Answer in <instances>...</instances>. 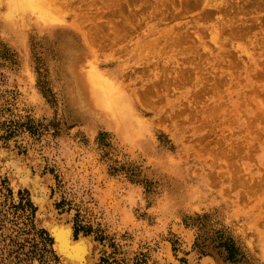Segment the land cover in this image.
<instances>
[{
  "label": "rangeland",
  "instance_id": "obj_1",
  "mask_svg": "<svg viewBox=\"0 0 264 264\" xmlns=\"http://www.w3.org/2000/svg\"><path fill=\"white\" fill-rule=\"evenodd\" d=\"M47 1L49 20L0 0V264H67L63 224L89 264H264V11ZM13 161L43 184V220Z\"/></svg>",
  "mask_w": 264,
  "mask_h": 264
},
{
  "label": "bare ground",
  "instance_id": "obj_2",
  "mask_svg": "<svg viewBox=\"0 0 264 264\" xmlns=\"http://www.w3.org/2000/svg\"><path fill=\"white\" fill-rule=\"evenodd\" d=\"M178 1L183 3L184 5L193 6L194 8H200L202 6L204 8H213L211 10V13L209 14H214V13L224 14L227 8L233 5L238 6L243 2L242 0H239L234 4L233 1L230 3H226L223 0H178ZM9 3L11 4V6L15 5L18 8V10L22 13L38 12L40 14L41 19L44 20L50 19L49 18V15L51 14L50 5H49L50 3L47 0H9ZM247 10L248 12L264 11V0H253V1L250 0V4L247 6ZM261 22H263V20ZM239 30L241 32L242 29ZM81 73L83 74V77L86 79L87 83L93 90V94L98 99H100L102 103H104L105 108L110 113V115H113V117L123 116L120 112L122 108H125L127 115H129V112L131 113L129 108L130 105L127 103V99L125 98L127 96L125 95L123 89L118 85L117 83L118 79L115 76L112 75L110 77V75L107 72L99 70L95 65L92 64L85 65V67H82ZM2 154L3 153L0 152V156ZM11 164L13 165V167L9 166ZM6 168L9 170L10 178L12 182L17 187H26L30 191L32 200L34 201V203L38 204L41 208V211L39 212V217L41 220H43L44 218L42 216L43 215L42 210L44 208V203H45L44 194L46 193L44 192V188H42L43 184L40 185L41 181H38V177L32 175L20 162L19 163L14 161L13 163L9 162L6 165ZM12 170L15 171L12 172ZM49 230L52 233V236L55 241V244L53 246L54 249L57 251V253L60 256H62L63 260H65L67 264H89L90 260H88L87 258L89 256L91 246L87 242V239L81 238L79 240H74L72 238V229L69 225H64V224L53 225L50 227Z\"/></svg>",
  "mask_w": 264,
  "mask_h": 264
},
{
  "label": "trees",
  "instance_id": "obj_3",
  "mask_svg": "<svg viewBox=\"0 0 264 264\" xmlns=\"http://www.w3.org/2000/svg\"><path fill=\"white\" fill-rule=\"evenodd\" d=\"M78 235V230L75 231V236ZM51 243V240H48Z\"/></svg>",
  "mask_w": 264,
  "mask_h": 264
}]
</instances>
